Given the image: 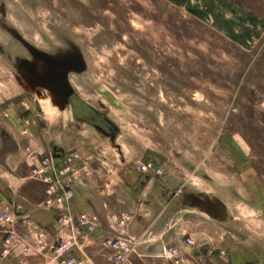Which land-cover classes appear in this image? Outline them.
I'll return each instance as SVG.
<instances>
[{"label":"rangeland","instance_id":"1","mask_svg":"<svg viewBox=\"0 0 264 264\" xmlns=\"http://www.w3.org/2000/svg\"><path fill=\"white\" fill-rule=\"evenodd\" d=\"M53 152L183 264H264V0H0V214Z\"/></svg>","mask_w":264,"mask_h":264},{"label":"built area","instance_id":"2","mask_svg":"<svg viewBox=\"0 0 264 264\" xmlns=\"http://www.w3.org/2000/svg\"><path fill=\"white\" fill-rule=\"evenodd\" d=\"M35 158V165L31 167L30 175L37 178L41 174L37 181L46 187V196L42 206L52 211L54 225L57 228L70 231L67 237L57 236L56 238H50L45 231L35 233V245L38 247V252L41 257L46 258L44 262L38 264H91L89 261L84 263L81 259L79 260L80 256H77L79 255L78 249H80L78 235L88 236L95 232L100 220L97 216L86 212L73 215L68 207L75 195L74 187L79 185L78 180L81 177V172L73 166L71 161L73 157L66 156L61 152L38 155ZM138 170L142 175L157 176L161 174V170L150 163L141 164ZM15 210H7L0 214V228L4 234L0 246V262L15 250L18 244L12 227L14 224L13 216H15V212L20 210V207H16ZM123 219H128L125 213H122L120 218L113 216L111 222L113 226L116 224L119 229L116 230L117 232L108 229V232L100 237L103 250L109 254V264H133L134 259H143L146 255L141 253V246L151 242L146 233L140 237L124 233ZM64 238H68V241L66 242ZM193 245V238L191 236L186 237L184 248L188 249ZM20 246H22L23 254H25L28 247ZM152 257L160 260L161 264H183L182 255L178 248L162 247L159 253ZM18 263L27 264L24 259L19 260Z\"/></svg>","mask_w":264,"mask_h":264},{"label":"crops","instance_id":"3","mask_svg":"<svg viewBox=\"0 0 264 264\" xmlns=\"http://www.w3.org/2000/svg\"><path fill=\"white\" fill-rule=\"evenodd\" d=\"M86 189V187L80 185L74 187L75 195L68 204L70 213L73 215H77L81 212H86L96 216V208L94 206L96 204L94 202V199H98L99 207L102 211L103 219L106 223L107 229L104 228L102 222L100 221L99 227L92 234H89L88 236H82L81 234H79L78 243L80 245V250L85 257H82L79 251L78 252L80 254L77 252L79 254L77 256H80V258L78 257L79 260L81 259V261H84V263H88L89 261L91 264H109V254L102 249L100 237L104 233L108 232V226L110 228L111 226H113L111 218L113 216H117L115 215L117 196L112 197L108 194H106L105 196L104 192H99L88 197ZM143 195H145L144 191L140 193V196ZM18 203L22 206L20 207V210L15 212V221L12 227L16 235V239L18 240V244L14 250L15 253L3 259L0 264H19L18 261L21 259H24L27 264H38L39 262H44L43 257H41V254L38 252V247H36L35 245V233L39 231H45L50 238H56L57 236L67 237L70 234V231L67 229L60 230L59 228H57L54 225V217L52 211L47 210L44 207L41 208L42 203L35 205L32 203L28 204L27 202ZM188 208L191 209L192 207H183L180 209V211ZM9 210L14 211V206ZM141 223L142 222L140 217L135 216V220L129 223V225L126 226V229L124 228V233L135 237H140L144 233L147 234L148 238L151 239V242L143 244L141 246L140 250L143 255L152 257L153 255H157L162 247H171V245L167 243V229H165L164 227L163 229H159V225H157L158 227L154 226L151 228V226H145L144 228H142L143 226L141 225ZM2 238L0 239V246ZM168 240L171 241V238L169 239L168 237ZM20 245L28 247V250L25 254H23L22 246ZM182 247L184 248V240L182 241ZM148 260L134 259L133 264H146L148 263Z\"/></svg>","mask_w":264,"mask_h":264},{"label":"water","instance_id":"4","mask_svg":"<svg viewBox=\"0 0 264 264\" xmlns=\"http://www.w3.org/2000/svg\"><path fill=\"white\" fill-rule=\"evenodd\" d=\"M94 202H95V204L96 205H94L95 206V212H96V216L99 218V220L102 222V224H103V226H104V228H106L107 229V227H106V223L104 222V219H103V215H102V211H101V209H100V207H99V201H98V199H94Z\"/></svg>","mask_w":264,"mask_h":264},{"label":"bare ground","instance_id":"5","mask_svg":"<svg viewBox=\"0 0 264 264\" xmlns=\"http://www.w3.org/2000/svg\"><path fill=\"white\" fill-rule=\"evenodd\" d=\"M98 227H99V226H98ZM98 227H97V228H98ZM108 228L112 230V227L110 228V227L108 226ZM107 231H108V230H107Z\"/></svg>","mask_w":264,"mask_h":264},{"label":"trees","instance_id":"6","mask_svg":"<svg viewBox=\"0 0 264 264\" xmlns=\"http://www.w3.org/2000/svg\"><path fill=\"white\" fill-rule=\"evenodd\" d=\"M192 15H193V16H195V17H197V15H196V14H194V13H193Z\"/></svg>","mask_w":264,"mask_h":264},{"label":"flooded vegetation","instance_id":"7","mask_svg":"<svg viewBox=\"0 0 264 264\" xmlns=\"http://www.w3.org/2000/svg\"><path fill=\"white\" fill-rule=\"evenodd\" d=\"M177 194V193H176ZM176 194H175V196H176Z\"/></svg>","mask_w":264,"mask_h":264}]
</instances>
